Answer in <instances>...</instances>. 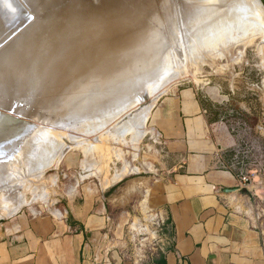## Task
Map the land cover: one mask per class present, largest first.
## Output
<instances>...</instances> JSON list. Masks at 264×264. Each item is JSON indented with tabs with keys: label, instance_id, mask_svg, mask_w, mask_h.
Here are the masks:
<instances>
[{
	"label": "bare ground",
	"instance_id": "6f19581e",
	"mask_svg": "<svg viewBox=\"0 0 264 264\" xmlns=\"http://www.w3.org/2000/svg\"><path fill=\"white\" fill-rule=\"evenodd\" d=\"M259 35L262 0H0V191L59 159L67 146L54 127L105 130L139 89L162 94L202 49ZM130 112L121 134L142 120Z\"/></svg>",
	"mask_w": 264,
	"mask_h": 264
},
{
	"label": "crops",
	"instance_id": "0c3cea01",
	"mask_svg": "<svg viewBox=\"0 0 264 264\" xmlns=\"http://www.w3.org/2000/svg\"><path fill=\"white\" fill-rule=\"evenodd\" d=\"M202 90L213 102L230 97ZM199 92L178 88L151 111L160 150H147V164L163 173L144 192L159 217L151 234H130L135 218L104 190L84 193L58 215L0 220V264H264V177L241 183L231 128L210 119Z\"/></svg>",
	"mask_w": 264,
	"mask_h": 264
},
{
	"label": "rangeland",
	"instance_id": "374dc122",
	"mask_svg": "<svg viewBox=\"0 0 264 264\" xmlns=\"http://www.w3.org/2000/svg\"><path fill=\"white\" fill-rule=\"evenodd\" d=\"M262 37L259 35L256 39L247 38L240 43L221 45L216 50L202 49L195 59L190 61L187 72L176 81L171 82L164 92L161 91L162 94L158 86L155 87L158 91L154 93L149 87L148 90H146L147 87L145 90L142 88V94L139 89V93L135 94L136 97L139 95L135 99L137 102L134 101L136 105L132 103L131 110L128 108L126 111H131L130 118H134L135 115H139L143 107L145 108L141 110L142 114L137 116V118L142 117L139 125L133 126V130H128L129 133L126 131L121 134L122 122L124 124L129 121V117L125 118L126 111V113H122L124 119L120 116V121L115 120L107 127L108 129L106 128L107 130L94 134L85 133L84 129L74 127V123H68L67 126L64 125L60 128L54 127L56 132L61 131H58V134L65 135L59 134L58 138L63 140L61 143L67 146V149L59 154V159L56 155V159L53 158L54 162L51 161L53 164L51 163L50 168L46 167L47 169H44V172L34 179L20 177L17 180L13 179V183L12 181L6 183L7 189L4 188L0 191V220L6 221L19 211L37 216L50 215L51 213L58 215L60 213L56 209L62 206L67 207L72 199L84 193L95 191H97L95 193H99L104 190L103 198L107 200L119 185L141 176L149 177L151 181L147 185L138 186L127 196L112 203L118 207L116 209L118 214L130 210L132 217L135 218V224L129 230L130 234H151L153 232L151 228L157 227L159 217L148 206V198L144 197V192L151 189L152 185L158 181L157 179H160L158 175L163 173L158 172L155 167L154 163L157 160L153 159L149 166L147 164V150L153 146H157L160 150L158 141L150 133L149 118L153 107L159 105L160 99L177 91L178 88H192L195 92L197 89L200 90L199 98L210 111V119L213 121L222 120L231 128L235 138L232 153L236 155L242 172L241 176L247 175L253 184H258L264 177V134L257 128V123L264 124V38ZM248 41L249 43H247ZM207 87H215L220 93L226 96L230 95V97L222 103L213 102L202 90ZM149 89L150 93H148ZM154 90L156 91V89ZM159 93L160 96L157 98L155 94L158 96ZM141 101L143 105L140 103ZM22 117L25 120L27 118L24 115ZM115 124L120 130L117 129L118 127H114ZM25 131L28 130L23 132ZM67 134L69 137L72 135L74 138H78V140L74 139L70 144L69 142L72 141L71 139L67 140L69 138ZM71 138L73 139V137ZM74 141H77L78 145ZM82 144L83 146H80ZM92 146H95V149L93 148V152H89L88 149ZM142 150L145 153H142ZM18 182L28 184L22 185L21 191L17 192L13 189ZM12 184L14 187L11 189L8 185L12 187ZM20 203L22 204L20 205ZM138 205H140L141 211H137L138 215H135L134 209ZM141 217H143V221L139 220Z\"/></svg>",
	"mask_w": 264,
	"mask_h": 264
},
{
	"label": "water",
	"instance_id": "95a60500",
	"mask_svg": "<svg viewBox=\"0 0 264 264\" xmlns=\"http://www.w3.org/2000/svg\"><path fill=\"white\" fill-rule=\"evenodd\" d=\"M150 181H151V178L141 177V176L125 181L124 183L119 185V187L114 191V193L110 197H108L106 201L107 203L113 204L112 202L127 196L129 192H132L135 188H137L138 186L142 184L147 185Z\"/></svg>",
	"mask_w": 264,
	"mask_h": 264
},
{
	"label": "built area",
	"instance_id": "2783aa9c",
	"mask_svg": "<svg viewBox=\"0 0 264 264\" xmlns=\"http://www.w3.org/2000/svg\"><path fill=\"white\" fill-rule=\"evenodd\" d=\"M241 183L243 184V185H251L252 184V180H251V178L250 177H248L247 175H242L241 176Z\"/></svg>",
	"mask_w": 264,
	"mask_h": 264
},
{
	"label": "snow or ice",
	"instance_id": "6c2138e0",
	"mask_svg": "<svg viewBox=\"0 0 264 264\" xmlns=\"http://www.w3.org/2000/svg\"><path fill=\"white\" fill-rule=\"evenodd\" d=\"M9 7H11V5H9Z\"/></svg>",
	"mask_w": 264,
	"mask_h": 264
}]
</instances>
